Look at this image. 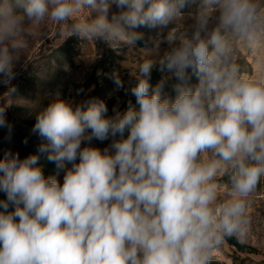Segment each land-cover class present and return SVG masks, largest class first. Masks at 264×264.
<instances>
[{
  "label": "clouds",
  "instance_id": "9594fccd",
  "mask_svg": "<svg viewBox=\"0 0 264 264\" xmlns=\"http://www.w3.org/2000/svg\"><path fill=\"white\" fill-rule=\"evenodd\" d=\"M46 20L114 48H135L141 27L167 31L141 49L135 105L109 116L101 99L57 98L37 114L38 152L62 184L38 155L0 159V264H212L226 240L246 243L249 197L264 180V0H0V84L18 76L27 25ZM238 42L256 54L254 77ZM157 65L167 75L153 87ZM111 79L124 87L118 71ZM7 107L0 128L11 132ZM110 137L103 150L82 147Z\"/></svg>",
  "mask_w": 264,
  "mask_h": 264
},
{
  "label": "rangeland",
  "instance_id": "374dc122",
  "mask_svg": "<svg viewBox=\"0 0 264 264\" xmlns=\"http://www.w3.org/2000/svg\"><path fill=\"white\" fill-rule=\"evenodd\" d=\"M183 11L194 12L195 5L186 7ZM191 23L190 18L185 20L186 27ZM137 31L143 33V39L137 42L135 48L130 49L126 45L114 48L115 46L112 47L103 40L68 37L66 25L51 20L28 24L24 36L25 44L15 69L18 76L11 85L0 84V105H8L6 117L12 125L11 132L7 128H0V159L7 152L18 153L23 159L31 152L38 151L42 143H47L32 129L40 110L57 98L71 101L75 107L76 104L92 98L107 102L116 97L114 107L123 112L125 108L121 106L126 97V87L136 81L132 72L142 58L141 49L150 50L158 34L162 31L166 33L167 29L162 30L156 26L141 27ZM167 47L166 44L161 45V55ZM236 56L242 69L250 76L254 77L259 73L256 54L249 52L239 42L236 45ZM113 71L119 72L124 83L123 88L118 89L111 79ZM3 139H7L6 148L2 146ZM111 142V137L103 142L93 139L82 142V147L92 146L103 150ZM44 175L51 177L48 173ZM52 176L63 183V170ZM224 191L225 188H222L221 192ZM3 199H6V194L0 192V200ZM11 210L12 206L9 208ZM248 211L252 220L251 232L246 243H239L247 249L241 251L226 240L213 253L212 264H264V180L249 197Z\"/></svg>",
  "mask_w": 264,
  "mask_h": 264
},
{
  "label": "trees",
  "instance_id": "16d2710c",
  "mask_svg": "<svg viewBox=\"0 0 264 264\" xmlns=\"http://www.w3.org/2000/svg\"><path fill=\"white\" fill-rule=\"evenodd\" d=\"M167 74L166 73H162L158 70V67H154L151 73V79H150V84L155 87L157 85L158 82L161 81V79H163ZM189 75H190V81L189 83L192 86H195L198 83V79L195 75L192 74V70L189 69ZM137 83V80L135 81L134 84L129 85L128 87H126V97L124 98V102L123 105L121 106V108H127L128 106V102L131 101L133 105H135V97L131 95L130 93V88L135 85ZM175 83V80H167L164 88H163V93L166 96H169L171 98H174L175 96V92L173 91L172 85ZM123 91V89L121 90V92ZM123 93H120V95H122ZM104 101V100H103ZM116 101V97L109 99L107 102L105 101L107 107H108V113L107 115L112 116L114 115L113 109L114 104ZM138 107V106H137ZM125 136H127V132L125 133ZM2 146L4 148L7 147V139H3L2 140ZM30 154H35L38 155L40 158H42V161H39V166H41L42 170L44 173H48L50 176H52L55 172H59L61 169L57 168V165L55 162H50L47 160V156L44 154H40L38 151H33ZM221 182L224 184H227V178L223 177L221 178ZM230 241V243L234 246H236L239 250L244 251L247 248L241 244H239V242L235 239V238H231L228 239ZM213 264H218V263H213Z\"/></svg>",
  "mask_w": 264,
  "mask_h": 264
}]
</instances>
